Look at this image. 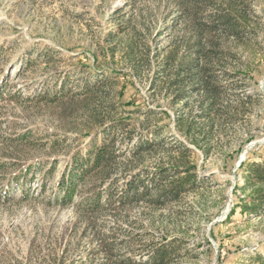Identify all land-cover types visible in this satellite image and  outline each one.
I'll use <instances>...</instances> for the list:
<instances>
[{"label":"rangeland","instance_id":"rangeland-1","mask_svg":"<svg viewBox=\"0 0 264 264\" xmlns=\"http://www.w3.org/2000/svg\"><path fill=\"white\" fill-rule=\"evenodd\" d=\"M175 1L0 0V264H154L159 250L168 252L163 264L264 263V213L230 214L246 196L240 164L264 155V0H248L255 31L227 63L234 77L222 79L224 102L238 113L210 130L198 117L199 98L174 103L158 69L184 35ZM134 26L147 47L145 67L122 53ZM125 119L133 141L117 133L122 158L158 131L163 148L190 150L195 183L160 207L148 197L103 210L90 226L78 216V198L62 206L52 194L73 155L99 146V131ZM189 122L209 131L207 141L184 135ZM163 152L140 153L114 189L134 175L146 182L179 156Z\"/></svg>","mask_w":264,"mask_h":264},{"label":"trees","instance_id":"trees-1","mask_svg":"<svg viewBox=\"0 0 264 264\" xmlns=\"http://www.w3.org/2000/svg\"><path fill=\"white\" fill-rule=\"evenodd\" d=\"M175 4L179 18L184 22V35L178 46L162 56L158 69L169 77L167 85L174 103L186 101L192 95L199 98L198 117L210 130L218 119L232 118L238 113L236 106L224 102L226 89L222 79L234 77V73L227 72V63L237 61L235 50L253 35L255 27L251 26V19L256 16L248 0H176ZM208 8L212 10L208 11ZM170 23L173 24L174 20ZM127 28V24L120 26L118 33H124ZM136 33L134 26L122 53L127 61L140 68L149 65V56L146 45ZM160 54L155 57L159 58ZM111 55H114L112 51ZM83 92L89 93L91 90L87 88ZM175 122L177 125L183 124L181 117L180 121L176 118ZM128 123L127 119L110 122L99 131L102 136L99 146L94 147L91 142L84 154H74L52 194V201L62 206L71 205L78 198V216L90 226L93 224L92 218L103 210L125 207L148 197L153 205L160 207L170 200H177L195 183V174L191 172L194 168L188 167L190 150L185 146H181L180 150L176 144L163 148L158 131L152 130L147 136L135 140L128 159L122 158L117 133L125 131ZM183 127L186 137L192 135V143L198 145L196 139L207 141L209 131L206 132L203 127L194 129L192 122ZM192 131L197 133L192 134ZM131 133V130H126L123 139L133 141ZM156 150H162L166 155L176 151L179 156L155 170L146 182L137 184L139 178L134 175L119 191L114 189L119 176L125 177L128 171L136 168L140 153ZM252 155L248 154L239 166L240 189L246 196L235 204L230 214L238 210L244 216L255 218L264 213V155L257 159H252ZM151 190H157V193L151 195ZM100 243L106 245L101 240ZM167 257L168 252L159 250L149 263L163 264Z\"/></svg>","mask_w":264,"mask_h":264}]
</instances>
